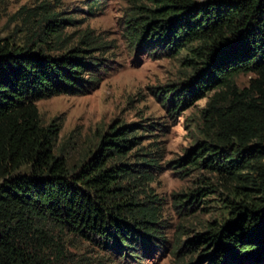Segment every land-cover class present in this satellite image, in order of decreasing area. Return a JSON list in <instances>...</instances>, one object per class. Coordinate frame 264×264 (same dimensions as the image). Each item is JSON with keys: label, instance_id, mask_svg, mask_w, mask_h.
I'll list each match as a JSON object with an SVG mask.
<instances>
[{"label": "trees", "instance_id": "obj_1", "mask_svg": "<svg viewBox=\"0 0 264 264\" xmlns=\"http://www.w3.org/2000/svg\"><path fill=\"white\" fill-rule=\"evenodd\" d=\"M57 7H21L13 18L30 38L0 39V264H74L67 236L142 261L165 229L150 188L159 149L142 145L145 128L110 125L70 169L55 154L61 125L41 122L37 102L89 94L108 71L109 47L87 29L72 46L61 41L64 23L76 22ZM123 30L150 56L182 55L187 80L155 92L167 111L213 92L201 111L203 140L167 166L181 178L199 175L192 193L173 196L182 211L224 194L223 219L186 240L178 257L201 250L205 264L263 261L264 0H131ZM248 74V86L237 88L234 79Z\"/></svg>", "mask_w": 264, "mask_h": 264}, {"label": "rangeland", "instance_id": "obj_2", "mask_svg": "<svg viewBox=\"0 0 264 264\" xmlns=\"http://www.w3.org/2000/svg\"><path fill=\"white\" fill-rule=\"evenodd\" d=\"M43 1L58 6L54 10L62 13V18H71L76 22L73 25L64 23L66 28L61 39L64 44L72 46L80 32L87 29L109 47V52L104 56L108 61L107 75L97 89L86 95L58 96L36 103L44 125L52 120L61 125L55 154L63 155L72 169L94 149L110 125H138L141 126L139 129L145 128L147 131L140 134L142 145L150 150L159 149L156 156L161 166L160 172L154 174L150 188L162 203L164 241L149 244L139 256L142 261H139L126 257L125 251L122 252L124 254H117L116 248L100 249L67 236L68 262L205 264V259L201 260L199 254L201 250H197L191 258H183L178 257L179 249L186 240L206 233L209 224L222 222L218 200L226 195L215 194L208 198L206 204H198L194 212L187 214L179 208L178 198L173 196L192 193L198 186L196 181L199 175L194 173L181 178L169 170L167 164L184 157L203 140L201 111L213 92L190 106L180 107L174 114L161 105V97H157L155 92L184 83L189 73L181 65L182 55L174 58L154 57L150 56L148 50L131 46L123 30V19L131 0H0V39L10 37L17 44L28 41L29 31L13 15L21 7L32 9ZM252 78V74L239 75L233 82L237 88L243 89ZM130 255L127 253V256ZM222 264H264V260L230 262L224 259Z\"/></svg>", "mask_w": 264, "mask_h": 264}]
</instances>
